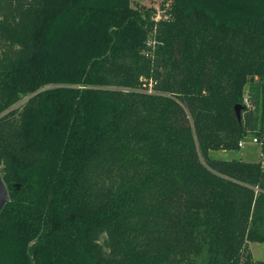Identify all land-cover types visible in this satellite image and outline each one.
<instances>
[{"label": "trees", "instance_id": "1", "mask_svg": "<svg viewBox=\"0 0 264 264\" xmlns=\"http://www.w3.org/2000/svg\"><path fill=\"white\" fill-rule=\"evenodd\" d=\"M161 8L0 0V264H264V0Z\"/></svg>", "mask_w": 264, "mask_h": 264}, {"label": "rangeland", "instance_id": "2", "mask_svg": "<svg viewBox=\"0 0 264 264\" xmlns=\"http://www.w3.org/2000/svg\"><path fill=\"white\" fill-rule=\"evenodd\" d=\"M165 0H132L136 6H143L144 8L153 10V19L155 22L165 20L167 18L165 14V9L161 8V5ZM165 8H167L166 4ZM148 45H152V40H148ZM245 96L244 103L247 105L248 96ZM18 106V105H17ZM243 110L240 111V114L243 115ZM258 116V124L257 128L264 126V111L262 112L261 109L257 112ZM253 134H248L245 139V145L240 148L239 150H231V151H211L209 152L210 158L213 159H220V160H242L244 162H264V153H262V147L264 145V137H261L260 144H252L250 142V137ZM241 141V140H240ZM263 154V155H261ZM248 251L252 255V260L255 262H262L264 263V244L258 243H248Z\"/></svg>", "mask_w": 264, "mask_h": 264}, {"label": "water", "instance_id": "3", "mask_svg": "<svg viewBox=\"0 0 264 264\" xmlns=\"http://www.w3.org/2000/svg\"><path fill=\"white\" fill-rule=\"evenodd\" d=\"M242 108H243L242 105L239 104L235 105L234 107V112L237 120H240L241 118L240 111L242 110ZM8 202H9L8 191L3 180L0 177V213Z\"/></svg>", "mask_w": 264, "mask_h": 264}, {"label": "built area", "instance_id": "4", "mask_svg": "<svg viewBox=\"0 0 264 264\" xmlns=\"http://www.w3.org/2000/svg\"><path fill=\"white\" fill-rule=\"evenodd\" d=\"M260 133H261V135L260 136H258V135H252L251 137H250V142L252 143V144H260L261 143V137L263 136L264 137V126L263 127H261L260 128ZM245 139V138H244ZM245 140H241V141H239V143H238V147L239 148H242L244 145H245ZM261 155H263V154H261ZM262 166H263V168H264V162H262Z\"/></svg>", "mask_w": 264, "mask_h": 264}]
</instances>
